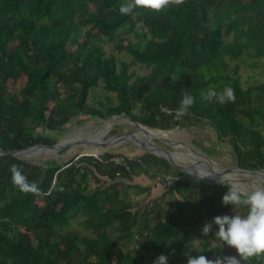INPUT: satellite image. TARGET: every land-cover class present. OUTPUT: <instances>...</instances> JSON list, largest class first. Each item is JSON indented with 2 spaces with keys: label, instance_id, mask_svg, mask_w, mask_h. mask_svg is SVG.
I'll return each mask as SVG.
<instances>
[{
  "label": "trees",
  "instance_id": "obj_1",
  "mask_svg": "<svg viewBox=\"0 0 264 264\" xmlns=\"http://www.w3.org/2000/svg\"><path fill=\"white\" fill-rule=\"evenodd\" d=\"M125 2L0 0V150L52 146L70 123L123 115L161 131L203 123L230 145L235 166L264 172V82L256 79L264 74V0H185L161 13L121 15ZM105 43L129 62L107 55ZM243 64L261 69L245 86ZM21 79V89H7ZM100 84L116 103L109 96L107 104L89 103ZM212 85L218 92L230 85L235 102L201 99ZM185 93L195 97L188 115L162 112L176 110ZM105 151L98 158L76 153L63 163L0 156V264H154L162 254L168 264H187L186 252L227 264V245L215 233L201 232L197 248L191 231L236 208L222 202L228 186L195 182L150 153L122 158L126 168ZM13 164L41 194L12 184ZM161 173L178 180L161 184L159 198L130 197L150 194L137 178ZM162 203L167 208L154 221ZM76 222L88 236L72 227Z\"/></svg>",
  "mask_w": 264,
  "mask_h": 264
},
{
  "label": "rangeland",
  "instance_id": "obj_2",
  "mask_svg": "<svg viewBox=\"0 0 264 264\" xmlns=\"http://www.w3.org/2000/svg\"><path fill=\"white\" fill-rule=\"evenodd\" d=\"M130 37L132 38L131 35ZM123 43L125 42L124 41L120 42L119 48L123 46ZM102 46H103V50L107 55L113 54L116 56V58L129 62L127 55H125L123 50L116 49L112 43H105ZM132 68L137 69L138 73L140 74H143L145 72V70L138 67H132ZM260 70L261 69L249 67L248 65L243 64L241 68L243 85L245 86L250 82L249 76L251 74H254ZM256 79L260 82H264V74L260 73V75L256 76ZM23 83L24 80L21 79L14 84L8 82L6 86L7 89L11 91L19 90L23 87ZM106 96L111 97L110 102L116 103L115 96L109 95L106 92H104L100 84V86H98L93 90L89 99V103L97 104V101H101L102 103L107 104L109 102L107 101ZM114 126L116 128V133L110 136V130ZM135 127L136 125L133 124L131 121H129V119H126L123 115H120L106 120L89 119L79 126L75 125L74 123L73 124L70 123L67 126H65V129L59 131L57 135L60 137V141H59L60 143L80 142L81 140L92 139V138H99L100 141H105V139H109L116 135H120L125 132H130ZM68 128L69 130H67ZM108 130L109 132L106 133ZM150 133H152L153 136L158 138V140L155 139L151 140L154 144L162 147L166 151L174 152V159L178 164L188 165V166H191L192 164L193 165L196 164L194 166L195 169H190L188 171L190 176L192 177L194 176L193 178L196 177L211 178V179H216L217 181H221L222 179L223 181L229 180L228 182L229 184L235 183V184L243 185L246 187V189L249 192H251L254 189H264V175H263L264 172L261 173L263 177V180L261 179L262 181L257 179L253 175L246 173L234 172L229 175H226L227 178L224 179L222 177H214L208 172L207 170L208 167L206 166L205 159L209 161L211 170H215V171L233 169L236 166L234 164V160L231 155L232 149L230 145H228V143L223 142L222 140L217 139L215 132L212 131L207 125L203 123L198 124L196 126H190V127L185 126L181 130L171 129L168 130V133L159 130L150 131ZM137 135L138 138L141 137L143 139L145 138V136H147V134L142 131H139ZM148 137L149 136H147V138ZM91 148H92L91 146H87V145L86 146L75 145L74 147L69 146L64 148L67 149V151H64V154L62 155H59L60 151L54 152V151L43 150L42 152L40 153L36 152L33 155L32 154L28 155L27 153L26 154L27 157L25 156L22 159L34 164H39L42 161H46L48 159L54 158L59 163H63V162H67L76 153L79 154L86 153L91 155L90 154ZM97 150L99 154L106 152L103 149H97ZM107 151H110L115 156L119 155L124 158L139 157L144 153V151L140 150L138 147L128 142L119 143L114 147L107 149ZM141 176L142 178L144 177L143 175ZM142 181L140 182L141 185H143L144 182L148 181V184L151 185L150 188L151 190H153V192H150L149 195L142 194L139 196H130L135 201L139 199H145L146 201H150L154 198H159L164 193V189L162 188V185L155 182L154 180L143 179ZM195 182H201V181H195ZM166 208H167L166 203H162L159 206L153 218L154 221H156L157 218L163 214V211ZM236 214L241 215V213L236 208H232L228 216L232 217ZM211 222L212 221L206 219L205 221L202 222V224L196 226L191 231L192 236L194 238L193 243L197 248L200 243V239L197 236L202 232L203 226ZM72 227L77 228L83 235L85 234L86 236H88L87 232L81 229L78 222L73 223ZM216 231H218V226L213 224L212 232L216 233ZM30 237L34 238V236L32 235H30ZM35 237H43V236L41 235V233H38L35 235ZM226 256L227 258L235 257L237 259H240L236 250L229 246H227L226 248ZM210 260L214 263V258H210Z\"/></svg>",
  "mask_w": 264,
  "mask_h": 264
},
{
  "label": "clouds",
  "instance_id": "obj_3",
  "mask_svg": "<svg viewBox=\"0 0 264 264\" xmlns=\"http://www.w3.org/2000/svg\"><path fill=\"white\" fill-rule=\"evenodd\" d=\"M184 2L185 0H126L125 3L119 5V13L121 15H130L135 9L161 13L171 5H182ZM200 95L203 100L208 102L215 101L220 104H225L227 102L234 103L236 100L235 91L230 85H225L219 92L216 90V87L212 85L209 86L208 89L202 90ZM194 104L195 97L185 93L180 106L176 109L177 117L188 115L189 109ZM172 116L174 117L175 115ZM147 128L148 127H146V129ZM150 131H156V129H151ZM108 132L109 130L106 133ZM163 132L168 133V131ZM90 151L92 157L96 158L99 156L97 149H90ZM77 154L81 156L79 153ZM85 155L89 154H82V156ZM10 172L12 184L17 187L21 193L26 195L41 194L39 184L36 181H29L19 165H11ZM152 180L164 185L156 181V176ZM222 182H224L223 179ZM227 185L229 190L222 198L223 204L225 206L234 205L236 208L238 206L245 207L248 209L247 214L244 216L236 214L232 217L227 215L214 217L211 223H207L203 226L202 235H209L213 231V224L218 226V231H216L215 236L223 241L225 245L234 248L240 257V259L235 257L228 258L227 264H240L241 260L248 262L252 259L264 261V189H254L249 192L245 186L240 184L227 183ZM184 255L187 257V264H213V262L204 255L192 257L187 252ZM154 264H168V257L162 254L154 261ZM215 264H221V261L217 260Z\"/></svg>",
  "mask_w": 264,
  "mask_h": 264
},
{
  "label": "water",
  "instance_id": "obj_4",
  "mask_svg": "<svg viewBox=\"0 0 264 264\" xmlns=\"http://www.w3.org/2000/svg\"><path fill=\"white\" fill-rule=\"evenodd\" d=\"M115 116H112L111 118H113ZM133 124L136 125V127L130 131V132H125L122 133L120 135H116L114 137H111L105 141H100L99 138H92V139H84L81 140L80 142H71V143H60L58 142L55 145L52 146H43V145H35V146H31L22 150H18V151H8V152H3L2 150H0V156L6 155V156H12V157H16V158H24L25 154L33 149H39V150H48V151H60L66 147L69 146H75V145H87V146H91V149H110L112 147H114L115 145L122 143V142H128L131 143L133 145H135L136 147H138L140 150L146 152V153H150V154H154V155H158L160 156L162 159H164L165 161H167L173 168L180 170L182 173L186 174L190 179H192L193 181H201L205 184L208 185H221V186H226L228 181H218V182H213L208 178H202V177H198V178H193L192 176L189 175L188 171L190 169H195V165L196 164H192L191 166L188 165H181L178 164L175 159H174V152H168L164 149H162L161 147L157 146L156 144H154L152 141H150L151 139H155L158 140V138H156L155 136H153L150 133L149 128L146 129V127H144L141 124H137L132 122ZM142 131L144 133H146L150 139L148 140H140L137 136L138 132ZM82 156V154H80ZM206 162V166L208 167L207 170L208 172L212 175V176H216V177H223L225 175H229L231 173L234 172H239V173H246V174H251L254 177H256L259 180H263L262 177V172L260 171H256V170H250V169H240L237 166L233 169H226V170H221V171H215V170H211L210 168V163L207 159H205ZM261 180V181H262ZM231 181V180H230Z\"/></svg>",
  "mask_w": 264,
  "mask_h": 264
},
{
  "label": "built area",
  "instance_id": "obj_5",
  "mask_svg": "<svg viewBox=\"0 0 264 264\" xmlns=\"http://www.w3.org/2000/svg\"><path fill=\"white\" fill-rule=\"evenodd\" d=\"M162 112L169 114V115H175L177 116L176 111H171V110H162ZM121 157V156H120ZM98 158V157H96ZM124 157H114L111 159L112 162H114L115 164H120L123 165L127 168L126 166V162L124 161V159H122ZM178 178L175 177L174 175H165V174H159L156 176V181L163 183L166 186H171L175 181H177Z\"/></svg>",
  "mask_w": 264,
  "mask_h": 264
},
{
  "label": "bare ground",
  "instance_id": "obj_6",
  "mask_svg": "<svg viewBox=\"0 0 264 264\" xmlns=\"http://www.w3.org/2000/svg\"><path fill=\"white\" fill-rule=\"evenodd\" d=\"M165 110H170V109H165ZM171 111H176V110H171ZM152 134V133H151ZM103 136V135H102ZM148 136V135H147ZM147 136H145V138H147ZM145 138L143 139V138H141V137H139V139L142 141V140H145ZM149 138V137H148ZM43 150H39V149H33V151L32 150H30V151H28L27 153H28V155H33V154H35L36 152H38V153H40V152H42ZM47 151V150H46ZM26 153V154H27ZM26 154H25V156H26ZM27 157V156H26ZM186 162V161H185ZM189 173V172H188ZM264 175V174H263ZM205 176H208V175H205ZM194 177V176H193ZM196 177V176H195ZM214 177H216V176H214ZM196 178H198V177H196ZM222 178H224V179H226L227 177H226V175L225 176H223ZM218 179V178H217Z\"/></svg>",
  "mask_w": 264,
  "mask_h": 264
},
{
  "label": "crops",
  "instance_id": "obj_7",
  "mask_svg": "<svg viewBox=\"0 0 264 264\" xmlns=\"http://www.w3.org/2000/svg\"><path fill=\"white\" fill-rule=\"evenodd\" d=\"M145 139H148V138H145ZM143 179L145 180V179H147V178H145V177L142 178V176H140L139 178H137V182L140 183ZM142 182H143V181H142ZM149 182H150V181H149ZM142 186H149V187H150L151 185H149V184H148V181H146V182H144V184H143ZM150 192H153V190H151Z\"/></svg>",
  "mask_w": 264,
  "mask_h": 264
}]
</instances>
